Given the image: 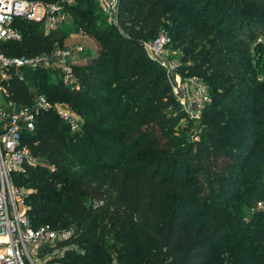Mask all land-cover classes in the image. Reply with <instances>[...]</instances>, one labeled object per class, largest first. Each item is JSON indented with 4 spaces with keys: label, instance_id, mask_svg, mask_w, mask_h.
<instances>
[{
    "label": "trees",
    "instance_id": "obj_1",
    "mask_svg": "<svg viewBox=\"0 0 264 264\" xmlns=\"http://www.w3.org/2000/svg\"><path fill=\"white\" fill-rule=\"evenodd\" d=\"M29 1L63 4L98 44L73 65L74 86L50 69L2 83L4 102L44 96L81 115L73 131L42 110L22 133L34 162L12 174L34 190V228L74 231L65 264H264V212H251L264 199V0H121L125 35L96 0ZM13 27L22 39L3 44L7 56L66 47L64 28L21 18ZM163 30L182 77L208 89L196 124L145 49Z\"/></svg>",
    "mask_w": 264,
    "mask_h": 264
},
{
    "label": "built area",
    "instance_id": "obj_2",
    "mask_svg": "<svg viewBox=\"0 0 264 264\" xmlns=\"http://www.w3.org/2000/svg\"><path fill=\"white\" fill-rule=\"evenodd\" d=\"M96 1L109 24L119 28L124 35L120 24L121 0ZM16 18L43 22L49 32L66 22L67 14L61 3L44 5L29 0H0V70H59L64 84L74 86L73 65L84 51L82 47L57 48L51 55L36 57L4 54L2 46L5 42L22 39L21 32L13 27ZM171 43L169 32L163 30L155 40L145 44V49L174 81V93L188 118L198 122L202 110L211 102L208 89L198 77L184 78L178 73L179 63L168 59ZM15 108L10 102L0 105V264H49L59 250H51L43 256L41 252L58 246L62 248L60 252L73 250L75 246L69 243L74 231L55 230L49 225L34 228L26 215L27 195L13 183L12 174L21 170L25 163L34 162L29 147L22 143V133L24 130L34 131L39 113L51 109L52 104L44 96H38L32 106L21 107L19 114L15 113ZM56 111L73 131L79 129L80 120L69 111ZM251 212H264V203H256Z\"/></svg>",
    "mask_w": 264,
    "mask_h": 264
},
{
    "label": "rangeland",
    "instance_id": "obj_3",
    "mask_svg": "<svg viewBox=\"0 0 264 264\" xmlns=\"http://www.w3.org/2000/svg\"><path fill=\"white\" fill-rule=\"evenodd\" d=\"M68 3H72V0H69ZM40 12L41 11L38 12V15L40 14ZM75 26H76L75 23L73 22L72 18L69 17V15H68L67 21L60 25V27L64 28L66 33L68 34V38L66 39V47H69V48H72V49H74L76 47H82L83 48L84 51L81 52L79 54V56L76 58V62L84 63L89 58L94 57L96 55L97 50H98V44L96 43L94 38H92L90 36L83 35L81 33V31H79L77 29V27H75ZM124 35H125V33H124ZM258 42L261 43V38L258 39ZM251 54L254 55L253 51H252ZM168 59L170 61H172V62L179 63V65L181 66V54L178 51H175V50H173L171 48H168ZM52 71L55 72V73L59 72L58 73L59 75L56 74L58 76L57 77V81H58V79H60L62 77L61 72L59 70H54V69ZM13 72H14V74H19V76H23V78H24V74H23L24 71L23 70L22 71H20V70L19 71L18 70H12L10 72L0 70V105L5 103L4 102V94H5L6 91H5L2 83L4 81H6V80H9L10 79V75ZM178 73H179V70H178ZM60 75H61V77H60ZM168 77H169V75H168ZM53 79L55 80L56 78L54 77ZM261 80L262 79H260V81ZM170 82L172 84V82H174V81L170 78ZM51 104H52V109H54V110L58 109L60 111H69L75 118L79 119L80 123H81V115L78 112L72 110L67 103L62 102V101H57V102H54V103H51ZM184 122L186 124H188V121L186 119L184 120ZM194 123L196 124V121H194ZM193 126H194V129L192 130V132L195 135V132H196V130H198L197 129L198 127H196L195 125H193ZM42 165H46V163L42 162ZM22 169L17 171V172L22 171ZM20 188H22V190L27 195V197L34 192V190L27 184H25L24 186H22ZM259 202L264 203V199L260 200ZM27 209H28V207H27ZM27 209H26V211H27ZM61 249H62L61 246L51 248L47 252L45 251L47 249H44L45 253L41 252V254L43 256V255H46V253L51 252V250H59L58 253H55L52 262H50L49 264H65L63 259L66 256V254L72 249H68L65 252L64 251L60 252ZM51 254H53V253H51Z\"/></svg>",
    "mask_w": 264,
    "mask_h": 264
},
{
    "label": "water",
    "instance_id": "obj_4",
    "mask_svg": "<svg viewBox=\"0 0 264 264\" xmlns=\"http://www.w3.org/2000/svg\"><path fill=\"white\" fill-rule=\"evenodd\" d=\"M20 108H21V107H20L19 105L16 106V108H15V113H16V114H19V112H20Z\"/></svg>",
    "mask_w": 264,
    "mask_h": 264
},
{
    "label": "crops",
    "instance_id": "obj_5",
    "mask_svg": "<svg viewBox=\"0 0 264 264\" xmlns=\"http://www.w3.org/2000/svg\"><path fill=\"white\" fill-rule=\"evenodd\" d=\"M67 18H68V16H67ZM45 28V27H44ZM60 28V27H59ZM46 30V29H45ZM55 30H57V29H55ZM53 31V30H52ZM47 32V31H46ZM50 32V31H49ZM49 32H47V33H49ZM76 64H79L78 62L76 63Z\"/></svg>",
    "mask_w": 264,
    "mask_h": 264
}]
</instances>
